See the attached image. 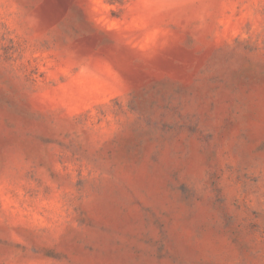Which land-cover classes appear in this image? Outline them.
<instances>
[{"label":"rangeland","instance_id":"obj_1","mask_svg":"<svg viewBox=\"0 0 264 264\" xmlns=\"http://www.w3.org/2000/svg\"><path fill=\"white\" fill-rule=\"evenodd\" d=\"M0 264H264V0H0Z\"/></svg>","mask_w":264,"mask_h":264}]
</instances>
